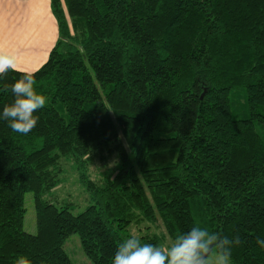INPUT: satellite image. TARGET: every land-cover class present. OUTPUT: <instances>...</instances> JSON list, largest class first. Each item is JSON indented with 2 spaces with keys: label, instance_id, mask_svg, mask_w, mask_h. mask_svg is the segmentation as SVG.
<instances>
[{
  "label": "trees",
  "instance_id": "trees-1",
  "mask_svg": "<svg viewBox=\"0 0 264 264\" xmlns=\"http://www.w3.org/2000/svg\"><path fill=\"white\" fill-rule=\"evenodd\" d=\"M49 4L58 38L33 72L48 103L28 135L0 120V264H70L72 234L92 264H112L131 224L157 221L171 242L195 226L238 235L231 264H264V0ZM12 100L0 91V111ZM104 151L120 168L97 183L85 169ZM62 158L90 202L77 215L50 198Z\"/></svg>",
  "mask_w": 264,
  "mask_h": 264
},
{
  "label": "clouds",
  "instance_id": "clouds-1",
  "mask_svg": "<svg viewBox=\"0 0 264 264\" xmlns=\"http://www.w3.org/2000/svg\"><path fill=\"white\" fill-rule=\"evenodd\" d=\"M9 70L22 74L10 86L0 89L10 91L13 97L0 111V120L6 121L13 132L28 135L38 123L39 118L34 114L47 105L48 98L36 91L35 74L21 70L16 54L0 47V79ZM255 242L264 248V238L258 236ZM240 243L238 235L229 238L199 226L165 246L142 243L140 237L131 235L117 247L112 264H231L232 249Z\"/></svg>",
  "mask_w": 264,
  "mask_h": 264
},
{
  "label": "rangeland",
  "instance_id": "rangeland-1",
  "mask_svg": "<svg viewBox=\"0 0 264 264\" xmlns=\"http://www.w3.org/2000/svg\"><path fill=\"white\" fill-rule=\"evenodd\" d=\"M62 173L59 175V183L51 193L54 204L57 208L67 207L72 215L81 213L88 205L89 200L80 183V171L72 158L61 159ZM120 168V162L116 153L102 152L93 162L87 165L85 173L90 180L101 183L107 178H112ZM25 214L23 219V230L31 235L36 233L35 213L33 209L32 194L26 193L24 197ZM156 225H148L147 230L152 234L163 236L162 225L157 221ZM144 225V224H143ZM131 224L127 229L125 236L131 235L138 237L145 234L146 226ZM164 243L160 246L169 245V238H164ZM63 250L69 258L70 264H92L82 251L80 240L76 234L70 235L63 244Z\"/></svg>",
  "mask_w": 264,
  "mask_h": 264
},
{
  "label": "crops",
  "instance_id": "crops-1",
  "mask_svg": "<svg viewBox=\"0 0 264 264\" xmlns=\"http://www.w3.org/2000/svg\"><path fill=\"white\" fill-rule=\"evenodd\" d=\"M57 38L49 0H0V47L16 54L21 70L39 69Z\"/></svg>",
  "mask_w": 264,
  "mask_h": 264
}]
</instances>
